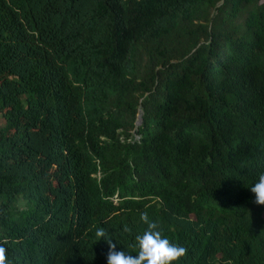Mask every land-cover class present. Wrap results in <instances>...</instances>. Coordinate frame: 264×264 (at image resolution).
<instances>
[{
	"label": "trees",
	"instance_id": "16d2710c",
	"mask_svg": "<svg viewBox=\"0 0 264 264\" xmlns=\"http://www.w3.org/2000/svg\"><path fill=\"white\" fill-rule=\"evenodd\" d=\"M0 121L10 264H264V0H0Z\"/></svg>",
	"mask_w": 264,
	"mask_h": 264
},
{
	"label": "clouds",
	"instance_id": "9594fccd",
	"mask_svg": "<svg viewBox=\"0 0 264 264\" xmlns=\"http://www.w3.org/2000/svg\"><path fill=\"white\" fill-rule=\"evenodd\" d=\"M250 190L254 195V203L264 206V174L260 175L258 182ZM140 220L146 228L135 237L136 255L128 254L124 250L117 251L116 244L108 238L105 230L102 227L96 230L95 239L98 242L104 240L109 247L107 264H180L181 258L186 255V248L167 238L158 224L149 218L147 212L140 214ZM6 251V248L0 245V264H6L8 261Z\"/></svg>",
	"mask_w": 264,
	"mask_h": 264
},
{
	"label": "rangeland",
	"instance_id": "374dc122",
	"mask_svg": "<svg viewBox=\"0 0 264 264\" xmlns=\"http://www.w3.org/2000/svg\"><path fill=\"white\" fill-rule=\"evenodd\" d=\"M2 123V121H0V124Z\"/></svg>",
	"mask_w": 264,
	"mask_h": 264
}]
</instances>
